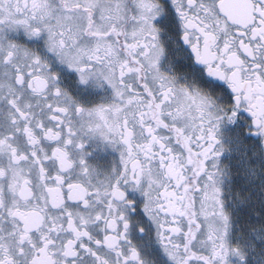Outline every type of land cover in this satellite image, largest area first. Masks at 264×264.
I'll list each match as a JSON object with an SVG mask.
<instances>
[{
	"label": "snow or ice",
	"instance_id": "obj_1",
	"mask_svg": "<svg viewBox=\"0 0 264 264\" xmlns=\"http://www.w3.org/2000/svg\"><path fill=\"white\" fill-rule=\"evenodd\" d=\"M0 264H264V0H0Z\"/></svg>",
	"mask_w": 264,
	"mask_h": 264
}]
</instances>
